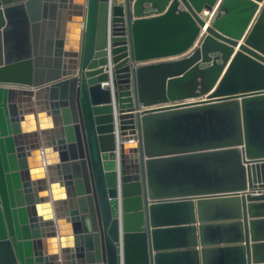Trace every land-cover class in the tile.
Segmentation results:
<instances>
[{
    "label": "water",
    "instance_id": "water-1",
    "mask_svg": "<svg viewBox=\"0 0 264 264\" xmlns=\"http://www.w3.org/2000/svg\"><path fill=\"white\" fill-rule=\"evenodd\" d=\"M0 264H264V0H0Z\"/></svg>",
    "mask_w": 264,
    "mask_h": 264
},
{
    "label": "crops",
    "instance_id": "crops-1",
    "mask_svg": "<svg viewBox=\"0 0 264 264\" xmlns=\"http://www.w3.org/2000/svg\"><path fill=\"white\" fill-rule=\"evenodd\" d=\"M72 1H75V0H72ZM114 1V3H117V2H121L122 0H113ZM204 12V11H203ZM204 15V14H203ZM68 16H73V13L72 12H69L68 13ZM209 16H206V19L208 18ZM66 22V23H65ZM68 22H69V19H67V18H65V20H63V24H62V26H60L59 25V27L57 28V31L58 32H60V33H66V32H68L69 31V26L67 25L68 24ZM47 71L48 70H46V74H47ZM21 98V97H20ZM34 118V121L35 122H37V120H38V118H37V116H34L33 117ZM47 120H49V118L50 117H48L47 115H46V117H45ZM57 188H58V193L63 197V196H65L66 195V192H65V188L64 187H61L60 185H58L57 186ZM60 196V197H61ZM62 230H64L66 233H64V237L67 239V238H69V237H71V236H73L72 235V233H68V232H72V227H71V223H69V222H67V220H65L63 223H62ZM62 230H59V232H61ZM62 235H63V233H62ZM61 235V236H62ZM51 239H52V237H48L47 238V240H45V247L47 248V247H50V243H51Z\"/></svg>",
    "mask_w": 264,
    "mask_h": 264
},
{
    "label": "built area",
    "instance_id": "built-area-1",
    "mask_svg": "<svg viewBox=\"0 0 264 264\" xmlns=\"http://www.w3.org/2000/svg\"><path fill=\"white\" fill-rule=\"evenodd\" d=\"M203 13H204V15H206V16H209V17H211V16H212V14H211V13H209L208 11H204ZM116 153H118V152H116Z\"/></svg>",
    "mask_w": 264,
    "mask_h": 264
},
{
    "label": "bare ground",
    "instance_id": "bare-ground-1",
    "mask_svg": "<svg viewBox=\"0 0 264 264\" xmlns=\"http://www.w3.org/2000/svg\"><path fill=\"white\" fill-rule=\"evenodd\" d=\"M133 142H134V141H133ZM117 161H118V153H116V157H115V162H116V164L118 163Z\"/></svg>",
    "mask_w": 264,
    "mask_h": 264
},
{
    "label": "rangeland",
    "instance_id": "rangeland-1",
    "mask_svg": "<svg viewBox=\"0 0 264 264\" xmlns=\"http://www.w3.org/2000/svg\"><path fill=\"white\" fill-rule=\"evenodd\" d=\"M202 66H204V65H202Z\"/></svg>",
    "mask_w": 264,
    "mask_h": 264
}]
</instances>
